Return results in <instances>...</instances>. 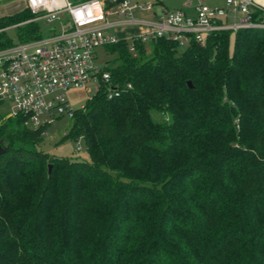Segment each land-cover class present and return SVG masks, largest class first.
I'll list each match as a JSON object with an SVG mask.
<instances>
[{
  "label": "trees",
  "instance_id": "obj_1",
  "mask_svg": "<svg viewBox=\"0 0 264 264\" xmlns=\"http://www.w3.org/2000/svg\"><path fill=\"white\" fill-rule=\"evenodd\" d=\"M32 18H0V51ZM108 51L111 81L62 140L90 161L38 149L47 126L22 115L0 123V264H264V28Z\"/></svg>",
  "mask_w": 264,
  "mask_h": 264
},
{
  "label": "built area",
  "instance_id": "obj_2",
  "mask_svg": "<svg viewBox=\"0 0 264 264\" xmlns=\"http://www.w3.org/2000/svg\"><path fill=\"white\" fill-rule=\"evenodd\" d=\"M222 1L225 7L198 0L196 14L191 16L164 7L156 11V4L137 0H28L33 18L13 27L45 21L58 22L61 30L0 51V99L15 108L8 118L22 115L32 129L52 125L59 117L72 119L75 110L66 96L71 89L90 92L96 86L97 94L102 84L111 81L106 67L98 64L99 49L126 42L135 54L137 43L148 45L163 38L186 49L192 42L205 46L215 33L264 28V23L253 19L254 13L264 12L254 0ZM136 14L150 16L137 18ZM129 27L136 28L137 34L120 38L117 33ZM119 90L110 87L108 97L119 96Z\"/></svg>",
  "mask_w": 264,
  "mask_h": 264
},
{
  "label": "rangeland",
  "instance_id": "obj_3",
  "mask_svg": "<svg viewBox=\"0 0 264 264\" xmlns=\"http://www.w3.org/2000/svg\"><path fill=\"white\" fill-rule=\"evenodd\" d=\"M28 0H0V18L14 16L21 13L27 8ZM75 2V0H70ZM141 3L156 4L155 10L158 11L159 7L163 4L157 5V2L161 1L171 11L180 9V6L190 0H137ZM140 15L150 16L149 14H136L138 18ZM242 16L238 15V21ZM112 19H122V17H113ZM233 22V21H232ZM39 25L43 31V36H50L54 33H59L61 26L58 22L48 24L45 21H40ZM53 29V30H52ZM55 29V30H54ZM20 28L11 27L6 29V39L12 40L14 45L20 44L19 41ZM120 38H125L129 35L137 34V29L133 27L120 30L118 33ZM234 47V37L231 40V50ZM116 55H113L108 51V48H102L97 51L98 64L101 67L112 66L113 60ZM96 94V86L90 88V92L84 90L71 89L67 93V100L72 109L78 110L83 108L88 100L93 98ZM15 112L14 106L9 102L0 99V123H2L9 114ZM72 126V120L68 117H59L56 121L46 127L43 143L40 144L38 149L58 158L66 157L73 161H90L86 142L83 138L74 141L66 140L62 142L63 138L68 134ZM32 129V128H31ZM36 129V128H33Z\"/></svg>",
  "mask_w": 264,
  "mask_h": 264
},
{
  "label": "crops",
  "instance_id": "obj_4",
  "mask_svg": "<svg viewBox=\"0 0 264 264\" xmlns=\"http://www.w3.org/2000/svg\"><path fill=\"white\" fill-rule=\"evenodd\" d=\"M256 2L257 5H259L260 7H262L264 9V0H254ZM190 2L191 3V6L190 7H187L186 4ZM198 0H190V1H187L185 2L184 4H182L180 6V9L178 10H173V11H180V10H183L185 11L187 14L191 15V16H194L196 14V11H195V7L198 5ZM204 3L211 6V7H225V3L224 1L222 0H204ZM160 4H163L161 5L160 7H164L166 8L168 11H171L169 10L163 2H157V5H160ZM159 7V8H160ZM158 8V9H159Z\"/></svg>",
  "mask_w": 264,
  "mask_h": 264
},
{
  "label": "water",
  "instance_id": "obj_5",
  "mask_svg": "<svg viewBox=\"0 0 264 264\" xmlns=\"http://www.w3.org/2000/svg\"><path fill=\"white\" fill-rule=\"evenodd\" d=\"M188 85L190 88H193V85L191 82H189ZM6 151H7V148L4 147L3 142H0V157L3 156L6 153ZM51 170H52V166L50 165L49 166V173L51 172Z\"/></svg>",
  "mask_w": 264,
  "mask_h": 264
}]
</instances>
